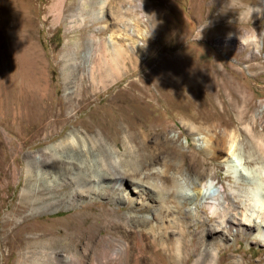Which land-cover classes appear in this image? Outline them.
Returning <instances> with one entry per match:
<instances>
[{"label": "rangeland", "instance_id": "obj_1", "mask_svg": "<svg viewBox=\"0 0 264 264\" xmlns=\"http://www.w3.org/2000/svg\"><path fill=\"white\" fill-rule=\"evenodd\" d=\"M98 1L62 0L58 10L59 0H28L26 31L21 39H26V45L35 46L36 51H40L36 53L40 54L47 74L49 100L55 113H62V121L54 131L44 129L39 136L29 140L25 136L26 126L19 133L11 125L10 117L8 123L0 118V264H16L18 254L28 252L23 247L32 234L51 229L55 236L64 235L65 229L71 228L66 224L71 225L74 215L81 210L93 215L103 208L129 215L123 191L132 196L139 191L130 178L124 181L123 188L111 189L91 200L83 199L74 209L52 211L46 208L36 214L28 207L19 210L23 188L34 189L35 197L49 195L48 185L39 178L37 169L49 174L48 181L52 180L50 176L58 174L40 163L44 159L42 151L72 129L87 138L103 139L107 148L114 147L113 141L117 140L122 160L120 165L126 170L138 168L141 173H150L147 180L150 184L158 185L161 180L168 185L173 179L184 186L185 180L190 183L195 177L203 183L211 177L226 193L229 191L227 186H232L235 195L240 196L236 200L238 207H244L247 199L256 207V200L264 198V195L259 198L254 195L255 185L264 179V46L257 52L253 46H241L237 38L240 32L252 28L257 35L261 34V44L264 45V0H144L143 11L154 14V21L141 17L138 6L132 5L131 0H107L103 17L98 20ZM249 11L253 12L250 20ZM205 23L207 26L199 39L198 26ZM70 25L72 29H69ZM104 26L106 29L102 28ZM128 29L130 33H127ZM109 36L122 41L125 47L139 49L132 53V59H136L138 65H144L133 71L127 64V72L115 85L104 90L92 89L88 77L93 61L99 55L98 41ZM231 39L235 42H230ZM168 65L173 66V70L166 74L163 67ZM63 72L67 73L72 85L66 87ZM151 75L154 82L146 81ZM81 82L89 97L79 105L78 111H72L66 102L71 92L68 88L73 86L79 94L82 92ZM139 84L154 96V101L159 94L157 104L154 101L149 106L132 104V100L138 97ZM26 106L31 112L30 105ZM131 112L138 119L130 129L127 128L130 123L122 122L120 117ZM32 130L35 129L31 127ZM26 135H29L28 131ZM208 135L218 138L220 148L224 150V153H216L215 160L208 158L203 151V141ZM128 136L132 140H128ZM66 153L64 155H73L76 161L84 160L86 165L89 164L92 174H99L97 170L103 164L108 165L113 156L109 151L101 157L91 149L87 156ZM144 156H153L156 162L139 167ZM29 158H36L39 163H30L27 170ZM229 158L234 167L227 169L225 160ZM74 164L64 163V166L77 170ZM165 166L166 177L163 178ZM65 172L61 169L59 173ZM102 174L106 180V172ZM137 179L132 178L138 182ZM194 193L190 187L178 189L179 201L186 211L189 207H200ZM168 204L174 207V203ZM14 209L18 210L17 215ZM202 209L199 208L202 213H207ZM187 213L176 217L188 223L191 240L198 236L194 230L200 225L196 222L204 214L189 213L191 217ZM135 215L152 218L149 211ZM205 224L213 225L211 222ZM178 229L177 226L170 229L169 236L178 237ZM104 231L96 233L95 237L107 238L108 232ZM214 236L217 237L216 244L210 250H219L218 264H264V245L253 241V237L244 233H218ZM71 238L75 251L81 252L84 238H77L75 234ZM60 245L57 258L66 261L67 241L61 240ZM109 253L110 250L93 251L98 258ZM30 257V251L24 253L21 264H29ZM147 260L144 259V264H153ZM194 261V255L189 253L178 264H193ZM114 262L112 260L109 264Z\"/></svg>", "mask_w": 264, "mask_h": 264}, {"label": "bare ground", "instance_id": "obj_2", "mask_svg": "<svg viewBox=\"0 0 264 264\" xmlns=\"http://www.w3.org/2000/svg\"><path fill=\"white\" fill-rule=\"evenodd\" d=\"M61 4L62 0H59L56 6L58 10L62 6ZM97 4L99 7L97 19L100 20L103 17L107 0H99ZM27 11L28 0H0V118L4 123H8L7 119L10 117L11 125L19 133L26 126L25 136L30 140L39 136L44 129H52L51 131H54L62 121V113H55L54 105L49 100L48 86L46 84L47 74L44 72L43 60L40 54L36 53L38 50L36 51L35 46L26 45L28 44L26 39H21L24 37V31H26ZM81 24L79 25L81 26ZM102 28L106 29L105 26ZM69 29H72L71 25ZM128 32L130 33L129 29ZM232 40L234 39H231L230 42H235ZM97 51L99 55L97 60L93 61L88 77L89 86L92 89L99 88L104 90L115 85L122 79L123 74L127 72L129 67L135 71L140 65H144V63L138 65V61L132 59V53H137L139 49L130 46L125 47L122 41L120 42L112 36L99 40ZM162 62L165 63L166 61ZM127 64L129 65L128 68ZM159 69H162V67ZM163 69L167 70L165 72L167 74L173 70V66H164ZM153 80L151 75L147 77L146 81L154 82ZM63 82L66 87L73 83L69 80L66 72H63ZM82 82L80 85L82 92L79 94L77 93L79 90H75L73 86L68 88L71 92L68 93L66 102L72 111L77 110L79 105L84 103L89 97ZM137 82L140 83V81ZM158 97H160L159 94ZM158 97L154 101V96L149 94L144 85L141 84L138 90V97L132 100V104L138 103L140 106H149V104H153V101L157 104ZM27 104L30 105L28 109L31 112L26 110ZM41 104L42 106H40ZM121 115L123 114L121 113ZM121 117L120 120L122 122L130 123L127 128H130L131 124L134 125L138 119L134 112H131L128 116L123 115ZM42 122L46 124L42 125ZM31 127L35 130L31 131ZM27 131L29 133L28 136L26 135ZM19 135L22 138V135ZM153 137L156 138V136ZM127 138L132 140V137L128 136ZM104 143L101 138L99 140L87 138L80 135L77 130L72 129L62 136L57 143L44 148L42 151L43 155H41L42 157L44 156V159L40 163L45 168L55 171L58 175L50 176L52 180L48 181L49 174L46 172L42 173L37 166V175L43 183L48 185L49 195L47 197H35L34 189L23 188L20 192L19 210L23 211L28 207L32 213L36 214L46 208L52 209V211L74 209L77 203L83 199L91 200L102 194L105 195L104 193H109L111 189L119 190L120 187L123 188L124 181L126 182L130 178L131 183L137 186L135 189L139 188V191L135 192L136 196L123 191L129 215L119 213L117 210L103 208H98V212L93 215L81 210L74 215L75 218H73L74 221L71 225L65 223L71 228H66L65 234L62 236L53 235L51 229L49 231H39L40 233L34 232L35 234H32L33 237L31 239H26L28 241L23 247L28 252L30 251L31 260L29 264H109L112 260H115V264H144V259L152 261L153 264H178V262H181L182 257L189 255V253L195 257L193 264H214L210 248L212 249L216 244L215 238L217 237L214 235L217 236L218 233L223 235L244 233L253 237V241L255 240L257 243L264 245V198L256 200V207L252 206L249 203V199H247L245 200L247 203H243L244 207L241 208L236 203L240 196L235 195L232 186H227V190H229L227 193L222 186H217L218 195L215 199H210L203 195L201 191L203 183H199L195 177L190 183H186L185 180L184 186L181 185L182 183L177 184L173 179H171L170 185L161 180L158 185L150 184L147 182L150 178V173H141L138 168L126 170L120 165L122 160L118 153L120 148L117 140L113 141L114 147L107 148ZM203 143L205 144L204 154L212 160L217 159L215 158L216 153H224V150L220 148L221 145H219L220 140L218 138L208 135L204 138ZM88 145L90 146L89 149ZM122 146L124 149L126 148L124 144ZM90 149L93 152H97L101 157H104L103 154H107L109 151L113 155L108 165L103 164L100 169H96L99 174H92L90 165H86L84 160L76 161L73 155H64L69 152L87 156L90 154ZM72 162L78 167L77 170L73 167L64 166V163L73 164ZM155 162V157L144 156L139 161V167L150 166ZM30 163L37 165L39 161L36 158H29L27 170ZM225 163L227 169L234 167L230 158L226 159ZM165 168L167 167L165 166L162 170L163 178L166 177ZM61 169L66 170L65 174L59 173ZM104 171L106 172V180H103L105 175L102 173ZM193 173L196 174L195 169H193ZM133 177H137L138 182L132 180ZM185 186L194 190L197 206L200 207H187L186 211V207L181 206L182 204L178 198V189H183ZM109 200L112 202V197ZM245 201L240 200V202ZM168 202L174 203V207H170ZM192 204H194L193 201ZM199 208H203L207 213H202L203 211H200ZM134 209H136L135 212L133 211ZM17 211L15 210V215H17ZM142 211H149L152 218L135 215ZM181 213H187L188 215L189 213L192 215L197 213L204 214L196 222L200 225L194 230L198 235L197 237L195 236L190 240L188 223H184L183 219L176 217L177 214ZM204 222H211L213 225L211 227ZM176 226L179 227L178 237L171 238L169 236L170 229H174ZM200 228L202 231H199ZM104 230L108 232L107 238L95 237L96 233ZM73 234L77 238H84L85 243L81 252L75 251V243L71 238ZM61 240L67 241L68 254L66 261L57 258L61 249ZM98 249L106 252L110 250V253L107 256L98 258L93 254V251ZM28 252L25 251V255ZM24 253L20 252L18 254L19 258L16 264H21V256ZM218 262H215V264H218ZM232 264L241 263L234 262Z\"/></svg>", "mask_w": 264, "mask_h": 264}, {"label": "clouds", "instance_id": "obj_3", "mask_svg": "<svg viewBox=\"0 0 264 264\" xmlns=\"http://www.w3.org/2000/svg\"><path fill=\"white\" fill-rule=\"evenodd\" d=\"M143 3L144 0H131L132 5L138 6V11L141 17L146 19L151 18V20L154 21V14H146L143 11ZM252 13L253 12L249 11V20ZM206 26V23L203 26H198L199 39L202 38L201 33L203 32V29ZM237 38L239 39L241 46H253L254 50L257 52H259L260 48L264 46L261 44V34L257 35L256 31L252 28H250V31L248 32H240V35ZM201 191L206 197L210 199H215L218 195L216 181L209 177L203 182L201 186ZM254 195L256 198H259L261 195H264V179H261L257 182L256 188L254 190ZM212 259L214 264L219 260V250H215L212 252Z\"/></svg>", "mask_w": 264, "mask_h": 264}]
</instances>
